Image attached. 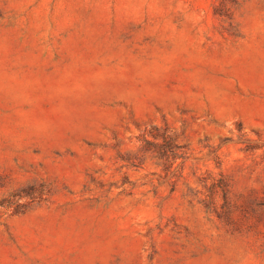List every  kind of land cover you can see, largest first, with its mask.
Returning a JSON list of instances; mask_svg holds the SVG:
<instances>
[{"label": "rangeland", "instance_id": "obj_1", "mask_svg": "<svg viewBox=\"0 0 264 264\" xmlns=\"http://www.w3.org/2000/svg\"><path fill=\"white\" fill-rule=\"evenodd\" d=\"M0 264H264V0H0Z\"/></svg>", "mask_w": 264, "mask_h": 264}]
</instances>
